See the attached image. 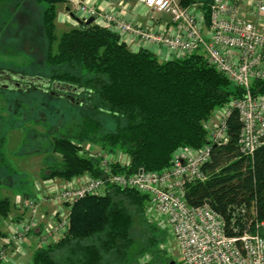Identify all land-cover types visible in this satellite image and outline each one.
<instances>
[{
    "label": "trees",
    "instance_id": "1",
    "mask_svg": "<svg viewBox=\"0 0 264 264\" xmlns=\"http://www.w3.org/2000/svg\"><path fill=\"white\" fill-rule=\"evenodd\" d=\"M12 1L0 0V13H5L4 8ZM36 1L47 2L42 24L48 78L14 74L17 81L27 83L5 87L1 82L0 88L26 90L41 84L46 97L64 99L77 107L61 135L47 144L61 159L46 167L43 179H71L87 171L98 174V162L83 155L76 141L124 150L130 156V171L162 169L179 147L206 143L204 124L212 111L241 95V89L218 72L201 49L162 61L147 49L132 51L117 33L93 22L78 24L57 36L55 4L68 0ZM190 1L194 0H181V4ZM210 1L202 0L206 20ZM3 73L9 72L2 71L0 76ZM252 89L264 93V79L253 80ZM240 125L233 110L228 117L229 141L211 148V159L205 166L209 178L190 183L186 190L190 204L208 203L223 215L228 234L235 233L233 224L240 221L238 213L232 214L238 205L246 207V227L264 220V143L252 160L240 155L236 145ZM146 203L144 195L119 188H110L103 196L78 199L71 207L66 233L36 248L30 264H137L141 253L158 251L152 237L140 251L132 252V224ZM11 206L9 199H0V214L5 216Z\"/></svg>",
    "mask_w": 264,
    "mask_h": 264
},
{
    "label": "built area",
    "instance_id": "2",
    "mask_svg": "<svg viewBox=\"0 0 264 264\" xmlns=\"http://www.w3.org/2000/svg\"><path fill=\"white\" fill-rule=\"evenodd\" d=\"M137 2L149 15L153 12L168 15L175 29L162 31L125 21L89 2L80 5L75 14L82 20L94 16L93 23L117 33L121 42L129 36L130 41L136 39L148 47L159 46L172 55H187L201 49L208 62L241 89V95L212 111L204 124L206 143L179 147L172 153L169 164L159 170L130 171L128 154L89 143L86 154L98 162V174L87 171L71 179L38 180L35 195L23 197L20 217L10 221L8 238L0 241L2 262L13 261L15 253L24 254V245L32 232L38 231L35 238L38 247L62 237L68 230L71 207L78 199L103 196L110 188H119L146 197L148 215L153 211L157 222L171 232L178 251L174 264H264V220H256L252 228L246 227L243 217L246 207L238 205L232 214L238 213L240 221L233 224L235 233L228 234L221 213L208 203L192 205L186 198L190 183L209 178L205 166L210 162L212 146L229 141L228 117L233 110L241 124L236 141L239 154L252 160L254 152L264 143V93L252 89L253 80L264 79V0H251L250 17L239 15L237 0H211L208 20L205 9L198 8L196 2L188 5L177 0ZM206 22L207 34H203Z\"/></svg>",
    "mask_w": 264,
    "mask_h": 264
},
{
    "label": "rangeland",
    "instance_id": "3",
    "mask_svg": "<svg viewBox=\"0 0 264 264\" xmlns=\"http://www.w3.org/2000/svg\"><path fill=\"white\" fill-rule=\"evenodd\" d=\"M84 2L86 1H77L73 4L74 13L77 14L75 11ZM66 4L68 1L55 4L56 16L58 11L63 13L62 8ZM46 5L47 2L45 1L13 0L4 8L5 13H0V72H9L8 75L3 73L0 76L4 84L7 83L4 80L14 81L19 85L27 83L14 80L12 78L14 74L22 76L37 74L43 78H48L47 73L50 66L45 62L47 40L42 24L43 11ZM65 15L67 18L63 19L60 24L58 19H55V34L57 36L77 26L76 21L68 14ZM183 56L185 55L180 57ZM42 88L41 84L32 85L26 90L0 88V144H4L0 150L2 151L0 158L8 157L11 161L16 153L17 156L15 157L21 158L25 154L23 152L25 151L24 147L27 148V154L31 158V166L28 165L26 168L20 169V172H26L27 176H24V180L27 186L24 188L28 189L30 195H35V184L38 180L43 179L41 174L46 171V167L52 164L54 160L61 159L60 155L53 153L52 148L48 146L49 143H52V138H58L61 135L63 125L69 121L68 117L77 113V107L73 104L64 99L46 97L48 93L43 92ZM72 97L75 98L76 96L72 95ZM103 121L109 124L108 120ZM75 143L82 147V154L87 156L85 149L87 145H90L89 142L81 141L78 143L76 141ZM115 150L127 155L122 149ZM31 173L32 177L30 176ZM10 179L11 177H4L2 180L10 181ZM57 179L59 180V178ZM20 190V188H16L12 191L19 192ZM0 197L2 196L0 195ZM22 199L23 197H18L14 202H10L12 206L5 216L0 214L1 242L8 238L7 227L10 221L18 220L21 215L20 204ZM151 213L153 216L148 215L147 211L144 210L132 224L131 234L135 240L132 252L140 251L144 247V242L152 237L156 238L155 248L158 251H155V254L149 251L141 253L137 264H165L169 260H175L178 255L171 232L167 227L157 222L155 219L157 216L153 211ZM143 222L156 230L147 231V226H142ZM32 233H34L33 236L24 245V254L15 253L12 255L13 261L2 262L0 259V263L30 264L32 254L38 247L35 239L38 231ZM153 259L157 262H153ZM146 261L148 263H145Z\"/></svg>",
    "mask_w": 264,
    "mask_h": 264
},
{
    "label": "crops",
    "instance_id": "4",
    "mask_svg": "<svg viewBox=\"0 0 264 264\" xmlns=\"http://www.w3.org/2000/svg\"><path fill=\"white\" fill-rule=\"evenodd\" d=\"M77 1H83V0H68V4L64 5L62 8L63 13H59L61 11H58L56 20L58 19L59 24L61 21L65 18H67L65 14H68V16L71 17L70 13L66 11V7L70 9L71 12L74 13V7L73 4ZM86 2H89L90 4H93L97 7L98 10H104L109 11L113 13L117 18L123 19L125 21L137 23L141 26H152L155 29L159 30H173L175 29V24L171 20V18L163 13L153 12L151 15L147 14V11L145 10L144 6L137 2V0H84ZM181 3V0H177ZM238 1V8H239V15L250 17V2L251 0H237ZM198 3V8H201L202 0H194L190 1L188 4L192 3ZM186 4V5H188ZM184 5V4H183ZM76 12V11H75ZM75 14V13H74ZM62 18V19H61ZM73 19V17H71ZM76 21L75 19H73ZM77 23V21H76ZM78 25V23H77ZM203 34H207V22L204 28L202 29ZM131 39L129 36L123 37L122 41L132 50L137 51L139 49H147L151 52H153L158 59L165 61L167 59H173L178 58L181 55L176 54H168L165 48L159 47V46H151L148 47L147 44H143L142 42L132 39L133 41H130ZM2 143V142H1ZM4 147V144H0V150ZM23 151L25 154L23 157L18 158L14 154V157L11 161H9L8 157L0 158V199L7 198L10 200V202H14L15 199L18 197H26L27 195H30L28 192V189H25L26 187V181L24 180V176L26 177V172L22 173L20 172V169L26 168L28 165L31 166V158L30 155L27 154V148L24 147ZM30 150V149H29ZM0 151V155H2ZM3 159V160H2ZM13 163V164H12ZM19 170V171H18ZM32 177V173L30 174ZM4 177L10 178V181L8 180H2ZM20 188L21 190L18 192H13V189ZM11 191V192H10ZM33 191V186H32ZM1 227V226H0Z\"/></svg>",
    "mask_w": 264,
    "mask_h": 264
},
{
    "label": "water",
    "instance_id": "5",
    "mask_svg": "<svg viewBox=\"0 0 264 264\" xmlns=\"http://www.w3.org/2000/svg\"><path fill=\"white\" fill-rule=\"evenodd\" d=\"M65 9H66V11H68L70 13L71 17H73V19H75L79 25H81V24H90L91 22L94 21V16H90L88 19L82 20V19L78 18L73 12H71L68 7H66ZM4 86L7 87V85H4ZM64 89H65L64 91H68V88H64ZM75 89L76 88H73L72 91H75ZM169 264H174V260H171L169 262Z\"/></svg>",
    "mask_w": 264,
    "mask_h": 264
},
{
    "label": "flooded vegetation",
    "instance_id": "6",
    "mask_svg": "<svg viewBox=\"0 0 264 264\" xmlns=\"http://www.w3.org/2000/svg\"><path fill=\"white\" fill-rule=\"evenodd\" d=\"M9 74V73H8ZM12 78L14 79V80H18V78H16V77H14V76H12ZM4 81H6L7 83H3V81H1V79H0V83L2 82V85H10V84H13V83H16V82H14V81H9V80H4ZM64 95H66V96H68L69 98H72L71 97V95L70 94H67V93H64ZM74 95V94H73ZM75 96V95H74Z\"/></svg>",
    "mask_w": 264,
    "mask_h": 264
}]
</instances>
